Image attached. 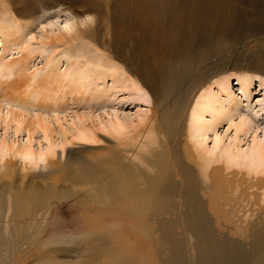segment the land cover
Returning a JSON list of instances; mask_svg holds the SVG:
<instances>
[{
    "label": "bare ground",
    "instance_id": "1",
    "mask_svg": "<svg viewBox=\"0 0 264 264\" xmlns=\"http://www.w3.org/2000/svg\"><path fill=\"white\" fill-rule=\"evenodd\" d=\"M1 1L6 10L0 12V36L4 52L0 56V99L9 104L10 108L6 107L8 110L0 114V119L7 127L13 123L14 126H11L14 127L15 134L26 130L28 141L19 142L0 137V176L5 169L7 173L14 172L16 165L13 159L19 160L18 171L22 174L30 168H43L48 170L47 174L54 175L60 171L58 162L67 158L64 140H61V151L57 149L61 145L60 139L59 143L54 141L56 139L53 140L54 127L52 130L51 123L45 118L46 114H33L29 110L34 115L30 113V116L29 107L55 111L69 97L76 103L107 100L115 91L117 80L128 79L140 100L149 101L151 97L154 99L153 107L138 111L135 117L121 115L116 110L107 112L106 116H77L73 127L74 138L91 142L100 130L112 137H106L108 149L96 152L94 158L80 166L83 169L79 170L78 176L92 179L98 174H104L103 172L111 173L113 177L110 183L103 182L96 186L94 191L88 193V197L95 201L99 196H104L98 203H117L118 210L127 215L139 217L150 206L164 209L172 205L185 232L195 238L198 262L214 264L213 256L209 258L210 253L220 251L222 247L215 243L213 237L223 229L220 225H215L216 219L223 227H232L219 215L220 194L230 184V180L250 184L258 197L255 204L257 212L242 215L245 223L238 224L237 228L244 230L252 219L261 217L264 211V135L253 130V119L242 109L246 101L243 97L251 98L256 82L260 88H264V70L262 73H253L242 70L243 66L240 64L225 66L229 58L222 56L223 54L215 59L216 63L211 62L209 57L216 52L208 54L206 50L201 51L205 54L204 63H200L198 68L193 67L202 57L196 51L197 44L201 41L220 39L222 43H228V47L234 27L233 17L228 12L233 8L230 0H145V5L153 15L150 21L154 22L138 16L137 23L142 25L154 43V52L142 64L138 61L143 57L137 61L131 54L124 67L103 52L97 43L96 46L91 44L97 39L92 28L90 31H82L80 24L87 25L94 21L95 17L91 13H70L62 35L51 37L49 41H40V45L35 46L30 42L32 37L26 36L27 25L10 12L12 10L7 8V0ZM36 1L49 7L40 17L49 14L52 7L80 2L34 0ZM132 1L133 4L137 3L136 0ZM34 2H30L29 12L26 13L33 12ZM258 17L262 18L263 15ZM146 22L152 23L154 29H147ZM70 31L72 33H66ZM130 34L135 43L138 33ZM78 39L81 40L82 47L73 53L66 45H72ZM59 43L66 47L58 50ZM108 48L110 49L108 44L103 41V49ZM223 50L222 48L220 51ZM220 51L218 50L219 53ZM7 53H11L10 57ZM255 57V63L264 69V50ZM173 60L174 63L179 62L178 69L165 84L174 78L173 86L177 84L178 89L171 95L163 90L164 97L156 101L152 87L157 84L158 73L165 67V63L169 64ZM230 67L237 71L228 72ZM125 69L132 71V74L126 77ZM185 75H190L191 78L182 90L179 85ZM108 79L111 81L110 85ZM234 81H237L236 85L239 87H235ZM238 90L239 93L236 92ZM260 110H264V103ZM56 116L58 119L57 114ZM223 122L228 124V129L234 130L226 140L218 133ZM64 126L62 122V127ZM66 129L70 130L68 127ZM37 130L43 133V138L47 141L44 147L33 146V134ZM252 130L254 133L251 139H247ZM80 146L89 148L87 144ZM95 167H102L103 171L93 172L92 168ZM166 169L167 173L164 174ZM9 183L13 184L14 180L10 179ZM201 188L214 197V211H208L205 208V198H199ZM64 195L67 196L68 192H64ZM17 204L18 202L15 206L18 207ZM233 219L236 220L235 217ZM257 224L254 221L251 230L256 244H260L259 235L262 232L256 227ZM174 226V221H166L160 225L162 229H166V233ZM256 251L261 252V247L257 246ZM254 264H264V261Z\"/></svg>",
    "mask_w": 264,
    "mask_h": 264
},
{
    "label": "rangeland",
    "instance_id": "2",
    "mask_svg": "<svg viewBox=\"0 0 264 264\" xmlns=\"http://www.w3.org/2000/svg\"><path fill=\"white\" fill-rule=\"evenodd\" d=\"M28 1L34 2V0H7L9 3L7 8H11L10 12L14 13L21 23L27 25L26 36L27 38L32 37L30 42L32 41L35 46H39L40 41H49L51 37L62 35L65 21L70 13L78 15L91 13L95 19L91 24L90 22L87 25L80 24L82 31H90L92 28L97 39L91 44L96 46L97 43L102 51L118 64L123 67L127 65L131 54L137 61L143 57L141 61H138L142 64L145 59H150L149 55L154 52V43L149 39L148 33L143 30L142 25L137 23L138 16L149 22H154L150 21L153 15L145 5V0H136L135 4L132 0H80L73 4L67 3L64 7H52L51 12L45 17H40V15L49 7H44L40 1L34 2L32 13H26L30 9ZM229 3H232V6H229L233 7L228 12L233 17L234 27L228 40V47V43H222L220 39L211 42L202 39L203 41L198 43L196 48L197 53L202 57L193 67L198 68L200 63H204L203 56L205 54L201 51L206 50L208 54L216 52V54H211L212 57H209L211 62L216 63L215 59L217 60L223 54L222 56L229 58L225 66H232L231 63H235L236 66L242 65V70L262 73L264 69L260 67V64L255 63L254 59L258 52L264 50V0H230ZM12 4H14L13 8ZM0 8V12L6 10L1 0ZM261 14L263 17H258ZM149 22H146L145 27L149 30L154 29V25ZM131 32L138 33L135 43L131 39ZM66 33H72V31ZM103 41L108 44L110 49H103ZM59 44L58 50L67 46L73 53L82 47L80 39L72 45ZM222 48L223 52L220 51ZM3 54V43L0 36V56ZM10 55L11 53H7V56L10 57ZM7 56L5 57L9 58ZM174 60L169 64L166 62L165 67L158 73V85L152 87L156 101L164 97L163 90H167V95H171L178 89L177 84L173 86L174 78L165 84L166 80L175 75L178 69L179 62L174 63ZM216 68L218 67L216 66ZM124 71L126 77L132 74V71L126 69ZM232 71L237 70L230 67L228 72ZM190 78V75H185L181 79L182 85L180 84L179 88L183 90V86L188 85ZM110 83L111 81L108 79V84L110 85ZM236 83L237 81H234L237 88L239 86ZM116 85L112 95L108 94L110 99L107 100L90 102L85 100L76 103L69 97L67 101L61 102L66 104L63 103L64 105L61 104V107H56L55 111L43 109L41 111L36 107L28 108L29 115L31 113L29 110L33 114L42 113V116L46 114L45 118L49 124H52H50L52 130L54 127L53 140L56 139L54 140L56 143H61L57 149L59 148L58 151H61V140H64L67 158L58 162L60 171L54 175L47 174L48 170L43 168L35 170L30 168L25 174H22L18 171L20 162L15 159H13L16 165L14 172L7 173L5 169L1 174L0 264L205 263L198 262L199 256L195 253V238L185 232L179 215L172 205L164 209L150 206L144 215L134 217L120 212L117 203H98L99 200L105 198L104 196H99L95 201L88 197V193L94 191L96 186L103 182L110 183L113 176L106 172L98 174L92 179L78 176L79 170L83 169L80 166L94 158L96 152L108 149L106 137H112L100 130L91 142L78 140L72 136L74 120L77 121V116L84 114L106 116L107 112L114 110L122 113L121 115L128 114L135 117L138 111H146L154 105L152 97L149 101L140 100L135 95L128 79L119 78ZM239 91L236 92L239 93ZM263 98L264 88H260L259 83L256 82L251 98L243 97V100L246 101L242 105L245 113L253 119L255 127L253 130L256 129L259 135H264V110H260L264 103ZM0 100L2 104L5 103L3 105L0 103V114L6 113L10 105L2 99ZM33 114L32 116H34ZM62 122L63 126L70 129L69 131L65 126L62 127ZM60 123L61 127L59 128ZM0 124V137L15 139L19 142L28 141L26 130L15 134L13 123H10V126L12 125L10 128L0 119ZM228 127V124L223 122L218 128L219 135L224 136L225 140L234 133L233 128L228 129ZM8 129L9 131H7ZM253 130L247 139H251ZM40 132L37 130L33 134L34 140L32 141H34L35 148L41 145L44 147L47 144L43 133ZM58 139H60L59 142ZM83 144H87L89 148H81L80 145ZM92 170L93 172L95 170L103 171V168L95 167ZM166 173L167 169L164 170V174ZM10 179L14 180L13 184L9 183ZM238 185L239 187H237ZM252 189L250 184L235 179L230 180V184L223 188L219 199L221 208L219 215L226 224L233 228L223 227L219 224L218 218L216 219L215 225H220L223 229L213 237L215 243L222 247V250L210 253L209 258L211 259L213 256L214 264H254L264 261V211H262L261 217L252 219L244 230L237 228L238 224L245 223L242 215L254 214L258 210V208L255 210L258 197ZM64 192H68V195L65 196ZM199 198H205V208L210 212L214 211L212 208L214 197L210 193H206L201 188ZM16 202H18V207L15 206ZM166 221L175 223V226L169 228L167 233L166 229L160 227ZM254 221L258 222L256 227L262 232L259 235L261 237L260 244H256L254 234H252L251 229L254 226ZM257 246L261 247V252L257 253Z\"/></svg>",
    "mask_w": 264,
    "mask_h": 264
}]
</instances>
